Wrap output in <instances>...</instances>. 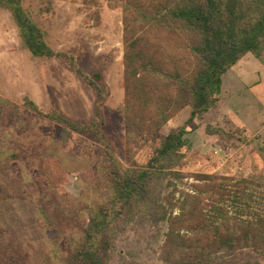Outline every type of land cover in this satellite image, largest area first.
<instances>
[{
	"label": "trees",
	"instance_id": "16d2710c",
	"mask_svg": "<svg viewBox=\"0 0 264 264\" xmlns=\"http://www.w3.org/2000/svg\"><path fill=\"white\" fill-rule=\"evenodd\" d=\"M119 1L126 166L103 130L107 91L83 75L73 54L49 47L22 0H0L33 57L58 59L98 97L90 123L45 113L27 98L18 105L0 97V264H138L118 249L133 222L166 226L156 264H261L264 217L231 215L228 203L240 194L215 176L209 183L201 177L183 200L173 187L185 178L188 127L217 107L223 76L248 55L264 65V0ZM185 108L187 121L165 133ZM34 120L95 138L93 146L74 135L78 159L94 166L78 175V197L61 190L73 169ZM145 149L149 157L140 164L136 156ZM250 182L264 191V175Z\"/></svg>",
	"mask_w": 264,
	"mask_h": 264
},
{
	"label": "rangeland",
	"instance_id": "374dc122",
	"mask_svg": "<svg viewBox=\"0 0 264 264\" xmlns=\"http://www.w3.org/2000/svg\"><path fill=\"white\" fill-rule=\"evenodd\" d=\"M22 1L25 11L44 33L49 47L58 53L73 54L83 75L107 91L103 130L114 138L116 156L126 166L124 4L119 0ZM241 63L242 72L238 70ZM95 75L99 78L95 79ZM222 83L217 107L208 116L197 117L188 127L190 146L185 150L181 170L185 178L174 181L176 200L194 195V186L202 185L201 177L208 176L209 183L215 176L240 194L235 204L228 203L231 215L239 214L244 219L264 217V191L250 182L252 177L264 175V153L261 151L264 149L263 64L248 55L223 76ZM0 97L18 105H23L27 98L45 113L55 110L71 121L90 123L97 120L98 97L94 88L58 59L33 57L23 46L11 16L3 10H0ZM189 112V108L187 112H180L163 131L167 133L183 125ZM28 117L33 118L32 115ZM34 121L45 126L44 135L50 139V145L57 141L56 148L68 158V165L73 169L61 184V190L78 197L82 190L78 175L94 166L89 160L78 159L75 136L93 146L97 145L95 138L63 130L47 121ZM207 127L226 135L207 134ZM148 157L149 151L145 149L137 154L136 160L144 164ZM176 203L174 215L179 213L180 203ZM165 227L133 222L119 239L118 249L129 261L156 264ZM258 259L264 264V255ZM116 261L115 264L121 263L119 258Z\"/></svg>",
	"mask_w": 264,
	"mask_h": 264
},
{
	"label": "crops",
	"instance_id": "0c3cea01",
	"mask_svg": "<svg viewBox=\"0 0 264 264\" xmlns=\"http://www.w3.org/2000/svg\"><path fill=\"white\" fill-rule=\"evenodd\" d=\"M241 61L243 62L244 59H242ZM234 67H235V66H234ZM234 67H233V68H234ZM263 67H264V65H263ZM238 70L241 71V72L244 70V69H243V64H242V63H241L240 66L238 67ZM233 76H234V75H233ZM238 76H240V75L238 74ZM237 79L239 80L240 78L237 77ZM222 84H223V83H222ZM183 112H187V108L184 109L181 113H183ZM189 115H190V112H189ZM205 116H208V113H207L206 115H204L203 118H204ZM197 122H198V121H197Z\"/></svg>",
	"mask_w": 264,
	"mask_h": 264
}]
</instances>
